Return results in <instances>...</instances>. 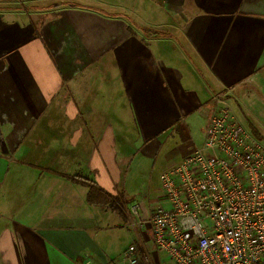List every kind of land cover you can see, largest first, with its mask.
Returning a JSON list of instances; mask_svg holds the SVG:
<instances>
[{
    "label": "crops",
    "instance_id": "1",
    "mask_svg": "<svg viewBox=\"0 0 264 264\" xmlns=\"http://www.w3.org/2000/svg\"><path fill=\"white\" fill-rule=\"evenodd\" d=\"M42 1L0 0V264H111L99 216L130 223L117 187L160 134L249 89L264 142V0Z\"/></svg>",
    "mask_w": 264,
    "mask_h": 264
},
{
    "label": "built area",
    "instance_id": "2",
    "mask_svg": "<svg viewBox=\"0 0 264 264\" xmlns=\"http://www.w3.org/2000/svg\"><path fill=\"white\" fill-rule=\"evenodd\" d=\"M224 98L211 100L201 147L161 176L169 207L149 210L153 241L173 264H264V142ZM140 212L129 208V226L143 224ZM143 257L132 245L111 264Z\"/></svg>",
    "mask_w": 264,
    "mask_h": 264
},
{
    "label": "rangeland",
    "instance_id": "3",
    "mask_svg": "<svg viewBox=\"0 0 264 264\" xmlns=\"http://www.w3.org/2000/svg\"><path fill=\"white\" fill-rule=\"evenodd\" d=\"M17 7L28 6L31 4L30 0H15ZM83 0H43L36 4V6L41 8L52 7L55 4L61 3H81ZM3 2V1H2ZM24 3V5L22 4ZM84 3V2H82ZM8 5V4H7ZM10 6V5H9ZM2 7H8L1 5ZM128 12V11H127ZM131 12V11H130ZM128 14L132 15V12ZM137 18L146 21L149 14L147 13H136ZM250 90L246 89L243 92L241 98L236 97L230 99V108L234 109L236 116L240 119L241 123L248 128L249 120L248 116H252V97L249 95ZM231 109V110H232ZM251 110V113H249ZM126 116V117H125ZM123 112V119L128 122L129 130L128 141L131 140L132 134L135 131L134 121H132V116L127 115ZM206 124L203 119L194 120L190 123L181 124L180 131L178 133L171 131L164 132L155 138L147 147L145 152L139 153L137 157L132 159V164L126 170V179L124 182L117 187V190L121 191L122 196L119 201L122 207L127 206L130 208L134 204H139L141 207L140 220L143 222L142 225H136L137 231L141 232L143 238V244L140 242L136 229H133L129 225L128 219L126 217V212L124 214H110L107 211V215L99 216L100 224L110 226L114 229L112 233L116 242V251L123 250L126 251L130 246L139 245L143 248L144 253L140 252L138 248L136 249L144 256L142 264H173L167 254L160 251L151 235L150 230L147 225L149 223V210L156 208L158 206L167 208V202L164 200V195L160 189V179L161 176L168 170L178 166L195 148H200L204 134L203 131ZM137 220V219H135ZM126 223V226H125ZM122 252V254H123Z\"/></svg>",
    "mask_w": 264,
    "mask_h": 264
},
{
    "label": "trees",
    "instance_id": "4",
    "mask_svg": "<svg viewBox=\"0 0 264 264\" xmlns=\"http://www.w3.org/2000/svg\"><path fill=\"white\" fill-rule=\"evenodd\" d=\"M259 139V138H258ZM259 140H261V139H259ZM262 141V140H261ZM89 198H90V196H89ZM107 200H109L108 198H107Z\"/></svg>",
    "mask_w": 264,
    "mask_h": 264
}]
</instances>
